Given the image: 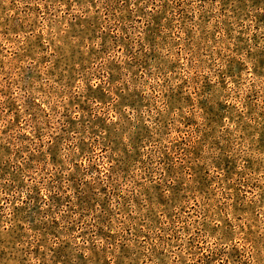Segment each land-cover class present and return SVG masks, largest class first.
I'll return each instance as SVG.
<instances>
[{
  "label": "rangeland",
  "instance_id": "1",
  "mask_svg": "<svg viewBox=\"0 0 264 264\" xmlns=\"http://www.w3.org/2000/svg\"><path fill=\"white\" fill-rule=\"evenodd\" d=\"M0 264H264V0H0Z\"/></svg>",
  "mask_w": 264,
  "mask_h": 264
}]
</instances>
